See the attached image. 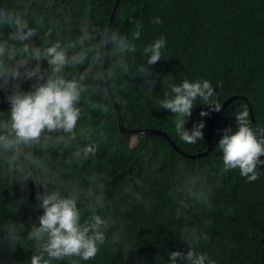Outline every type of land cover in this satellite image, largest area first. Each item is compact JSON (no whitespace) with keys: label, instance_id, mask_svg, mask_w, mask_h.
I'll return each mask as SVG.
<instances>
[{"label":"trees","instance_id":"trees-1","mask_svg":"<svg viewBox=\"0 0 264 264\" xmlns=\"http://www.w3.org/2000/svg\"><path fill=\"white\" fill-rule=\"evenodd\" d=\"M115 3L112 27L132 39L141 25V35L133 40L137 51L126 57L131 67L128 74H121L115 66L118 54L108 49L106 74L114 101L105 83L103 55L93 63L90 52L83 64L64 69L68 79L90 69L82 82L88 91L78 105L82 114L74 134L53 133L47 149H25L39 161V168L47 169L41 174L37 166L24 162L49 191L77 194L82 222L93 209L109 222L107 240L95 259L72 257L53 264H167L169 252H187L182 240L185 228L195 230L198 250L216 264H264V165L258 166L259 179L247 182L238 169L221 171L222 153L216 147L223 129L236 130L235 115L245 109L249 112L247 101L256 126L264 127V0H0V7L20 12L29 27H37V20L43 18L32 42L42 50L59 42L71 56L82 46L68 45L82 35L85 22L91 39L83 47L102 46ZM155 18L162 23H154ZM10 30L0 29V37ZM160 37L167 43L162 60L151 66L148 79L155 82L148 93L136 67L147 59L143 48ZM42 67L47 68L46 62ZM185 79L210 81L220 104L235 95L214 120L206 154L186 156L163 135L119 128L114 102L125 128H157L186 153L206 150L207 127L215 112L200 116L208 106L202 100L196 102L191 116L185 118V128L191 130L203 121L204 139L186 144L176 133L178 117L158 103L171 83ZM31 83L24 80L21 87L27 91ZM8 94L0 90V112L10 110ZM57 136L64 139L55 142ZM90 143L97 147L94 157L73 156ZM89 188L93 196L87 195ZM37 191L42 193L43 188L31 179L24 185L16 182L5 158H0V264H30L36 244L27 236L42 214ZM209 191L211 208L196 199ZM96 194H102L103 207L96 206ZM21 224L23 230H19ZM12 225L17 226L19 238L15 251L9 250L5 240Z\"/></svg>","mask_w":264,"mask_h":264},{"label":"clouds","instance_id":"clouds-1","mask_svg":"<svg viewBox=\"0 0 264 264\" xmlns=\"http://www.w3.org/2000/svg\"><path fill=\"white\" fill-rule=\"evenodd\" d=\"M42 22L43 18H40L37 20V27H29L20 12L0 7V29H11L6 37H0V90L9 93L6 99L10 105L7 113L0 112V158H5L16 182L24 185L31 179L35 185L43 188V192L37 191L35 197L42 214L36 218L38 226L33 224L27 236L36 244L30 264H53V261L72 257L89 261L95 259L100 247L105 244L109 222L96 214L95 209L90 218L82 222L77 194L62 195L59 190L49 191L42 183L41 176L29 171L24 162L37 166L41 174L47 169L39 168V161L30 152H25V149L37 146L47 149L49 142L53 141L51 134L72 135L75 132L82 114L78 105L82 94L88 91L82 82L88 78L90 69L81 73L79 78L68 79L64 75L65 67L83 64L90 52L93 53L92 62L96 63L107 48L114 55L118 54L115 66L119 67L121 74H128L131 67L126 57L137 51L133 40L140 38L141 25H137L132 39L108 26L103 32L101 47L93 45L85 48L84 41L91 39L89 25L85 22L81 28L82 35L75 44L68 45V48H75L76 44L82 47L69 56L67 48L62 47L59 42L43 50L32 42ZM153 22L162 23L159 18H155ZM166 43L167 41L160 37L145 46L143 54L147 59L143 65L138 64L136 67L137 75L145 78L148 93H152V85L155 82L154 79H148L152 75L151 66L162 60ZM42 62H46L47 68L42 67ZM108 75L112 77L114 72H109ZM24 80L32 81L27 91L21 87ZM169 89L158 103L161 109L169 110L172 115L178 117L175 129L179 138L186 144L203 141L204 122L199 121L188 130L185 128V118L191 116L198 100L208 106V111L200 112L202 117L207 116L209 112L221 110L222 106L216 99L217 94L212 83L208 80L185 79L179 84L171 83ZM234 119L236 130L233 131L231 127L223 129L216 145L222 153L221 171L238 169L247 182H254L259 179L258 166L264 165V160L260 159L264 156V127L254 126L246 109L237 113ZM63 139V136H57L55 142ZM96 152V145L90 143L78 148L73 156L77 159H87L94 157ZM90 179L95 182V177ZM93 194V190L89 188L87 195ZM210 196L209 191L196 199L201 205L211 208ZM95 204L97 207H103L102 194L95 195ZM184 208L187 209L188 204H184ZM23 228V224L19 225V230ZM183 231L185 235L182 240L187 244V252H169L167 264H177L178 261L181 264H216L207 253L198 250L199 238L195 237V230L185 228ZM16 232L17 226H10L5 238L10 251H15L19 241ZM112 240L116 242L118 237L114 234Z\"/></svg>","mask_w":264,"mask_h":264},{"label":"water","instance_id":"water-1","mask_svg":"<svg viewBox=\"0 0 264 264\" xmlns=\"http://www.w3.org/2000/svg\"><path fill=\"white\" fill-rule=\"evenodd\" d=\"M117 2V0H116ZM115 6H116V3L114 4V7H113V10L110 14V17H109V21H108V26H112V22H113V15H114V10H115ZM107 26V27H108ZM107 58H108V49L105 48L104 50V55H103V73H104V77H105V83H106V87H107V91L108 93L110 94L112 100L114 101L112 95H111V91H110V88H109V84H108V79H107V74H106V67H107ZM235 95H231L229 97H227L222 103H221V110L223 109V107L225 106L226 103H228ZM241 97H244V96H241ZM245 98V97H244ZM247 105H248V110H249V114H250V118H251V121H252V124L254 126H256V122L254 120V116H253V113H252V110H251V106H250V103L247 101ZM114 106H115V109H116V113H117V118H118V124H119V128L122 130V131H127V132H131V133H137V132H150V133H156V134H160V135H163L168 141L169 143L178 151L180 152L181 154L183 155H186V156H194V155H197V154H206L207 151L209 150L210 148V138H211V132H212V126H213V123H214V120L216 119V117L218 116V114L220 113V111L218 112H215L214 115L211 117L209 123H208V127H207V137H208V146L206 148V150H204L203 152L201 153H196V154H189V153H186L185 151L181 150L175 143L173 140H171V138L169 137V135L164 131V130H160V129H157V128H140V127H137V128H125L123 125H122V118H121V115H120V112L117 108V105L116 103L114 102Z\"/></svg>","mask_w":264,"mask_h":264}]
</instances>
